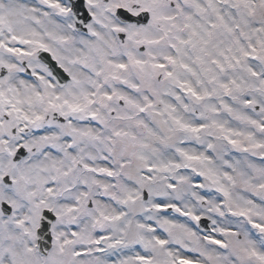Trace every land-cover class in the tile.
I'll use <instances>...</instances> for the list:
<instances>
[{"label": "snow or ice", "instance_id": "6c2138e0", "mask_svg": "<svg viewBox=\"0 0 264 264\" xmlns=\"http://www.w3.org/2000/svg\"><path fill=\"white\" fill-rule=\"evenodd\" d=\"M0 264H264V0H0Z\"/></svg>", "mask_w": 264, "mask_h": 264}]
</instances>
